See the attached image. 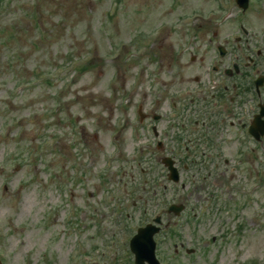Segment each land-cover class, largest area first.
I'll return each mask as SVG.
<instances>
[{"label": "rangeland", "instance_id": "rangeland-1", "mask_svg": "<svg viewBox=\"0 0 264 264\" xmlns=\"http://www.w3.org/2000/svg\"><path fill=\"white\" fill-rule=\"evenodd\" d=\"M3 31L1 259L133 264L129 239L175 198L159 158L173 150L178 86L159 62L257 61L258 52L264 62V0H252L245 13L233 0H0ZM218 45L227 50L223 59ZM83 64L86 72L76 71ZM140 107L164 117L140 125ZM155 124L166 144L160 152ZM223 132L217 148L213 132L184 137L190 158L204 160L188 176L200 180L209 171L217 191L208 188L210 222L182 223L176 237H157L168 264L180 242L197 253L179 252L175 264H264V141L251 158V139L229 126ZM144 174L147 186L155 179L156 189H168L161 200L132 208L149 195Z\"/></svg>", "mask_w": 264, "mask_h": 264}, {"label": "flooded vegetation", "instance_id": "flooded-vegetation-1", "mask_svg": "<svg viewBox=\"0 0 264 264\" xmlns=\"http://www.w3.org/2000/svg\"><path fill=\"white\" fill-rule=\"evenodd\" d=\"M243 65H244L245 68H247V70H249L251 72V74H247L245 76L246 79H248V83H250L249 80L252 79V75L256 74V73H253V72L254 71H258L259 62H248V63H244ZM215 69L218 72V68L216 67ZM196 71L200 74L199 77H196V80L200 81V79L205 75V73L207 71L206 63L205 62H200L199 65H197V67H196ZM252 81H254V79H252Z\"/></svg>", "mask_w": 264, "mask_h": 264}, {"label": "water", "instance_id": "water-1", "mask_svg": "<svg viewBox=\"0 0 264 264\" xmlns=\"http://www.w3.org/2000/svg\"><path fill=\"white\" fill-rule=\"evenodd\" d=\"M243 2L245 3L244 5L246 6V2L247 0H243ZM145 230H142L140 235L137 236L135 238V240L133 241V249L137 252L138 256L140 254V252H149L150 254H152V257L154 256L153 255V248H154V244L152 242V246H151V243H150V239L147 238L146 242L143 244V246L141 248H139L137 246V244L139 243L142 235L144 234ZM148 235H144L143 238L147 237Z\"/></svg>", "mask_w": 264, "mask_h": 264}]
</instances>
